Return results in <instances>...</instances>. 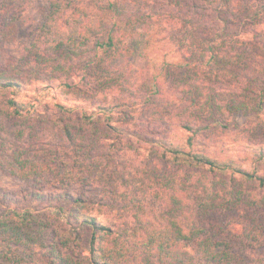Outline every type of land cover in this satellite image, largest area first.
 I'll use <instances>...</instances> for the list:
<instances>
[{
	"label": "trees",
	"instance_id": "trees-1",
	"mask_svg": "<svg viewBox=\"0 0 264 264\" xmlns=\"http://www.w3.org/2000/svg\"><path fill=\"white\" fill-rule=\"evenodd\" d=\"M6 1L18 6L25 0H1L2 5ZM151 3L141 0L133 8L128 0H45L39 4L36 28L49 48L71 55L87 52L93 65L89 69L104 80H120L122 86L130 81L131 61L136 56L147 61L145 81L140 88L130 90L133 92H128L125 99L141 97L143 103L157 100L158 104L161 98L164 104L158 106L163 112L160 116L167 115V120L156 117L155 129H136L116 116L117 104L101 102L77 104L76 116L94 126L104 118L102 124L111 128L115 137L133 140L150 163L156 159L190 170L186 182L182 189L175 185L171 192L164 186V212L161 204L146 200L147 195L142 199L132 194L128 205L133 223L127 231L114 229L91 213L89 200L82 195L67 190L42 193L32 188L19 199L0 188V257L4 262L70 264L72 259L75 264H244L240 262L245 256L239 260L235 252L237 242L228 237L213 238L211 227L202 219L216 205L264 208V141L243 137L230 148L212 142L209 131L227 116L236 120L246 116L245 125L264 130V52L261 61L248 64L244 54L247 49L236 46V35L227 30V18L215 16L208 34L200 35V26L188 13L189 8L196 7L194 2ZM182 6L188 10L181 12ZM66 13L68 22L76 24L75 32L61 29L60 17ZM18 34L17 17L4 15L0 40L13 43ZM83 67L86 70L87 63ZM237 69L249 70L239 93L222 92L214 86L216 82L235 80ZM63 86L69 88L67 83ZM22 90L18 82L0 80V95L14 115L35 107L34 96L21 98ZM63 94L66 99L70 96ZM56 106L67 113L74 109ZM60 125L65 140L72 143L68 125ZM6 171L30 181L48 174L50 167L46 162L17 160L8 164ZM154 171L153 167L145 170ZM24 200L57 203H51L48 217L39 218L19 206ZM50 218L70 224L59 235L53 232L51 244L43 242L41 235L34 236L35 229L40 233ZM249 221L244 246L260 247L258 229L262 223L255 214ZM41 247L47 249L42 255ZM62 248L69 251L68 256L62 255ZM36 254L41 255L40 260L34 258Z\"/></svg>",
	"mask_w": 264,
	"mask_h": 264
},
{
	"label": "rangeland",
	"instance_id": "rangeland-1",
	"mask_svg": "<svg viewBox=\"0 0 264 264\" xmlns=\"http://www.w3.org/2000/svg\"><path fill=\"white\" fill-rule=\"evenodd\" d=\"M45 0H25L16 6L14 2L0 0V26L4 15H13L18 19L19 34L16 41L6 43L0 40V80L15 81L23 85L21 98L34 96V109L23 115H14L4 104L0 95V188L10 191L19 199L25 191L34 189L42 193H59L67 190L79 194L89 200L88 208L102 221L114 229L129 230L133 217L128 201L132 194L139 198L161 204L165 210V195L167 189L171 192L176 185L182 189V184L190 170L159 160L149 159L141 147L133 140L115 137V133L102 123L86 124L76 116V105L81 103H111L117 104L116 116L121 122L130 123L134 128L145 130L157 126L155 118L163 112L159 98L150 103H143L141 97L125 99L130 90H136L145 81L147 61L136 56L131 63L133 70L129 83L123 86L120 80H104L99 77L93 65L88 62V54H68L60 49L53 50L46 45L47 39L37 30V12L39 4ZM155 2L160 5L164 0H142ZM131 6H136L141 0H128ZM186 4L194 2L196 7L189 8L192 20L200 26L199 34L206 32L215 22L214 17L230 20L227 30L236 35V46L247 55L246 62L261 61L264 52V0H183ZM152 4V3H151ZM188 10L181 7V12ZM216 19V18H215ZM61 29L71 32L76 30V24L68 22V14L60 17ZM217 20V19H216ZM217 23L219 21L217 20ZM179 24V23H178ZM51 38V37H50ZM52 41V39H50ZM55 45V42L52 41ZM58 63L61 66L57 65ZM87 63V72L83 67ZM251 68V67H250ZM121 68L119 67V71ZM238 70L235 80L213 83L222 92L234 91L239 93L249 74L246 70ZM123 78V76H120ZM107 82V83H106ZM68 84L65 88L63 84ZM110 83V84H108ZM107 84V85H106ZM104 85V86H101ZM174 92L173 90H171ZM63 92L70 95L66 99ZM125 103V104H123ZM74 108L69 113L62 112L56 105ZM120 104V105H119ZM164 103H161L163 106ZM168 119V116H164ZM246 116L234 119L227 116L220 125L211 127L212 142L224 144L233 148L237 140L250 138L264 141V130H254L245 125ZM61 123L67 124L73 137V142L65 140ZM245 127H248L247 129ZM109 136V137H108ZM114 142V146H111ZM237 146V145H236ZM17 160L25 162H46L50 172L34 179L24 180L12 177L6 171L8 164ZM154 168V173L145 172ZM166 186V189H164ZM185 190V189H184ZM159 191V192H157ZM57 203V201L51 202ZM49 201H21L22 209H29L39 218L48 217L52 204ZM27 205V206H26ZM203 216V223L211 227L213 238L228 237L237 242L236 254L244 259V264H264V208L253 210L244 205L226 208L217 206ZM253 214L259 216L262 223L258 231L261 234L260 247H245L244 230ZM66 222L60 218L49 219V225L34 236H43V242H53V232L59 235L65 229ZM38 236V237H39ZM36 238V237H35ZM42 241V240H41ZM42 248V249H41ZM39 254L46 253L41 247ZM62 255L68 256L69 251L62 248ZM34 258L40 260L41 255ZM33 258V260H35ZM70 264H75L69 259ZM0 264H8L0 257Z\"/></svg>",
	"mask_w": 264,
	"mask_h": 264
}]
</instances>
